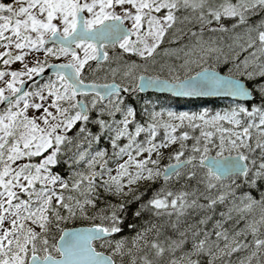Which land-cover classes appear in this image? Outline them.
I'll use <instances>...</instances> for the list:
<instances>
[{
  "label": "snow or ice",
  "instance_id": "1",
  "mask_svg": "<svg viewBox=\"0 0 264 264\" xmlns=\"http://www.w3.org/2000/svg\"><path fill=\"white\" fill-rule=\"evenodd\" d=\"M0 264H264V0H0Z\"/></svg>",
  "mask_w": 264,
  "mask_h": 264
},
{
  "label": "trees",
  "instance_id": "2",
  "mask_svg": "<svg viewBox=\"0 0 264 264\" xmlns=\"http://www.w3.org/2000/svg\"><path fill=\"white\" fill-rule=\"evenodd\" d=\"M207 103H208V106L209 107H211L213 104H218V102L217 101H207ZM191 107H196V105H190Z\"/></svg>",
  "mask_w": 264,
  "mask_h": 264
},
{
  "label": "rangeland",
  "instance_id": "3",
  "mask_svg": "<svg viewBox=\"0 0 264 264\" xmlns=\"http://www.w3.org/2000/svg\"><path fill=\"white\" fill-rule=\"evenodd\" d=\"M181 107H184V108H186V107H188L187 105H181Z\"/></svg>",
  "mask_w": 264,
  "mask_h": 264
},
{
  "label": "water",
  "instance_id": "4",
  "mask_svg": "<svg viewBox=\"0 0 264 264\" xmlns=\"http://www.w3.org/2000/svg\"><path fill=\"white\" fill-rule=\"evenodd\" d=\"M209 101H214V100L210 99Z\"/></svg>",
  "mask_w": 264,
  "mask_h": 264
}]
</instances>
